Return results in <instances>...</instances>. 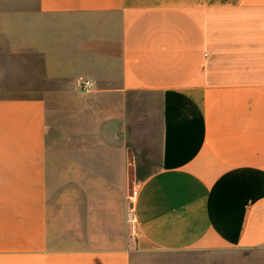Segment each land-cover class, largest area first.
Listing matches in <instances>:
<instances>
[{
  "label": "crops",
  "instance_id": "0c3cea01",
  "mask_svg": "<svg viewBox=\"0 0 264 264\" xmlns=\"http://www.w3.org/2000/svg\"><path fill=\"white\" fill-rule=\"evenodd\" d=\"M39 6L94 20L62 28L76 35L71 55L44 48L42 31L40 44L30 41L51 78H89L86 92L109 102L117 137L150 143L154 130L158 164L126 199L133 240L64 246L65 228L78 233L86 210L80 187L49 186L47 98L1 96L0 264H264V0Z\"/></svg>",
  "mask_w": 264,
  "mask_h": 264
},
{
  "label": "rangeland",
  "instance_id": "374dc122",
  "mask_svg": "<svg viewBox=\"0 0 264 264\" xmlns=\"http://www.w3.org/2000/svg\"><path fill=\"white\" fill-rule=\"evenodd\" d=\"M39 1L0 0V97L35 94L47 98L49 186L53 191L80 187L83 194L78 198L86 210L82 213L85 224L79 232L65 228L59 241L64 246H74L77 242L87 246L107 245L119 242L124 234L128 241L133 240L130 226L123 225L124 214L130 210L126 199L129 203L128 196L135 193L141 175H147L158 164V154L151 148V144L157 143V134L152 130L150 143L141 137L138 142L127 136L126 140L117 137L108 118L109 102L104 96L93 95L83 88L82 82L89 78L48 76V57L30 40L40 44L42 31L44 48L54 44L51 51L56 53L60 49L71 55L70 46L76 35L69 36L62 28L77 23L87 25L94 20L58 12L44 13ZM137 95H132L131 100L145 97ZM136 144L144 146L146 151L137 150ZM74 176L83 182L64 179ZM98 176L116 177L121 182L93 180ZM57 208L50 207L49 216H56ZM63 228L64 225L58 227Z\"/></svg>",
  "mask_w": 264,
  "mask_h": 264
},
{
  "label": "built area",
  "instance_id": "2783aa9c",
  "mask_svg": "<svg viewBox=\"0 0 264 264\" xmlns=\"http://www.w3.org/2000/svg\"><path fill=\"white\" fill-rule=\"evenodd\" d=\"M83 88L88 89L91 85L90 81L85 80L82 82ZM129 221L131 222H135L136 221V216H135V211L134 209H131L130 213H129Z\"/></svg>",
  "mask_w": 264,
  "mask_h": 264
}]
</instances>
